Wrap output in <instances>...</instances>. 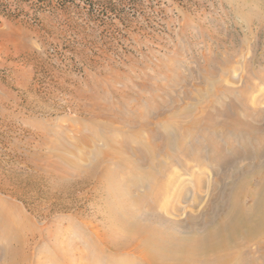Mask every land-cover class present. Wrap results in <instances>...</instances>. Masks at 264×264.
Listing matches in <instances>:
<instances>
[{
    "label": "rangeland",
    "instance_id": "1",
    "mask_svg": "<svg viewBox=\"0 0 264 264\" xmlns=\"http://www.w3.org/2000/svg\"><path fill=\"white\" fill-rule=\"evenodd\" d=\"M101 1L0 0V264H145L264 164V0Z\"/></svg>",
    "mask_w": 264,
    "mask_h": 264
},
{
    "label": "bare ground",
    "instance_id": "2",
    "mask_svg": "<svg viewBox=\"0 0 264 264\" xmlns=\"http://www.w3.org/2000/svg\"><path fill=\"white\" fill-rule=\"evenodd\" d=\"M109 178L111 174L106 184L111 183ZM228 195L225 214L209 220L201 232L196 231L198 226L192 225L190 233H168L156 222L140 221L131 216L130 223L135 225L134 236L128 239L133 243L132 253L139 255L145 264H251L243 248L247 242L264 241V164L258 163L254 171L248 170ZM109 208L114 211L115 207L112 204ZM127 214L130 215L123 209L118 215L123 227L129 225ZM261 247H257L259 254H262ZM252 263L260 264V261L252 260Z\"/></svg>",
    "mask_w": 264,
    "mask_h": 264
},
{
    "label": "trees",
    "instance_id": "3",
    "mask_svg": "<svg viewBox=\"0 0 264 264\" xmlns=\"http://www.w3.org/2000/svg\"><path fill=\"white\" fill-rule=\"evenodd\" d=\"M15 1V3H26V4H30L32 7L35 8L36 12H42L44 11L45 7L48 4H51V0H13ZM125 0H102L101 1V6L104 12H106L105 10H114L115 6L117 5L118 2H123ZM55 2L60 6V7H64L67 4H73L75 3L74 0H55ZM1 14V12H0Z\"/></svg>",
    "mask_w": 264,
    "mask_h": 264
}]
</instances>
